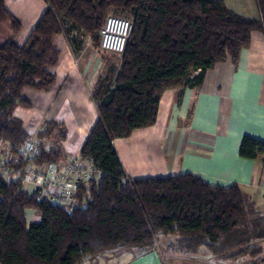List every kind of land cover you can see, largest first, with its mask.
Wrapping results in <instances>:
<instances>
[{"label": "trees", "instance_id": "obj_1", "mask_svg": "<svg viewBox=\"0 0 264 264\" xmlns=\"http://www.w3.org/2000/svg\"><path fill=\"white\" fill-rule=\"evenodd\" d=\"M46 1L48 9L19 46L14 37L20 24L0 0V23L11 28L0 42V159L14 169L10 181L0 174V264H83L121 251L141 256L155 251L162 234H178L177 249L186 255L204 249L223 261L264 262L257 245L264 240V214L257 217L248 193L189 174L126 181L114 146L116 139L155 125L167 90L201 86L207 70L228 59L237 65L252 33L264 32V0H256L260 18L245 17L223 0ZM110 14L131 20L133 31L118 74L99 78L92 92L98 119L79 157L98 174L80 183L75 202L50 203L40 198L39 189L23 187V147L31 137L14 113L32 106L23 97L25 88H53L60 57L54 37L76 28L100 47L98 32ZM53 135L68 139L59 122L36 134L40 148L32 160L38 166L65 158L62 149L49 148ZM240 155L257 159L264 155V143L245 137Z\"/></svg>", "mask_w": 264, "mask_h": 264}, {"label": "crops", "instance_id": "obj_2", "mask_svg": "<svg viewBox=\"0 0 264 264\" xmlns=\"http://www.w3.org/2000/svg\"><path fill=\"white\" fill-rule=\"evenodd\" d=\"M223 1L245 17L260 18L256 0ZM4 3L20 24L14 42L23 46L49 5L46 0H4ZM59 41L60 35H56L54 44L60 57L53 69L56 73L53 88L50 91L25 88L23 97L32 106H19L14 114L22 120L31 138L49 122L65 126L68 131L65 158L51 165L63 172L79 158L98 119L92 92L99 74L79 63L75 52ZM245 137L264 143V32L261 31L252 33L251 44L242 50L237 65L228 59L207 70L201 86L167 90L160 100L155 125L136 130L128 138L116 139L114 146L132 180L189 174L214 187L236 185L264 213V155L257 159L242 157L240 146ZM123 257H129L128 261L119 264L162 262L155 251L141 256L132 251L106 253L85 262L113 264Z\"/></svg>", "mask_w": 264, "mask_h": 264}, {"label": "built area", "instance_id": "obj_3", "mask_svg": "<svg viewBox=\"0 0 264 264\" xmlns=\"http://www.w3.org/2000/svg\"><path fill=\"white\" fill-rule=\"evenodd\" d=\"M132 31L133 22L131 20L119 16H108L98 32L101 50L122 56ZM39 148V143L35 138L27 140L23 147L25 162L21 170L25 174L23 187L31 191L39 189L40 198L50 203L75 202L80 183L96 178L98 172L89 162L80 157L66 166L63 172H58V169L52 168L51 165L38 166L32 159L38 153ZM0 174L3 175L5 181H10L14 176V169L5 166L4 159H0ZM124 180L130 181L131 179L126 175Z\"/></svg>", "mask_w": 264, "mask_h": 264}, {"label": "rangeland", "instance_id": "obj_4", "mask_svg": "<svg viewBox=\"0 0 264 264\" xmlns=\"http://www.w3.org/2000/svg\"><path fill=\"white\" fill-rule=\"evenodd\" d=\"M112 15V14H110ZM71 27L69 22H66L64 29L68 30ZM11 28L7 21L0 23V42L4 41L8 36ZM60 41L67 49H72L78 56L79 63L87 67L90 71H94L99 74V78L114 77L118 74L122 57L120 55H114L108 52H104L100 49L98 42H95L94 38L86 34L84 31L79 29H73L69 31L59 33ZM68 132V131H67ZM52 145L49 146L51 149H62L67 146V139L60 141L55 135L52 136ZM259 209V208H258ZM258 212V211H257ZM262 211L258 212L257 217L262 216ZM181 237L178 234H168L158 236L156 242L155 255L162 261L163 264H264V262H258L251 258H239L233 261L220 260L212 256L208 251L204 249L195 255H186L177 249V242ZM263 249V253L260 257L264 260V240L257 244ZM133 255L131 254V257ZM129 257H123L116 259L118 262L113 264H119L128 261ZM259 261V260H257ZM86 263V262H85ZM84 263V264H85ZM160 263V264H161ZM88 264V263H86Z\"/></svg>", "mask_w": 264, "mask_h": 264}]
</instances>
